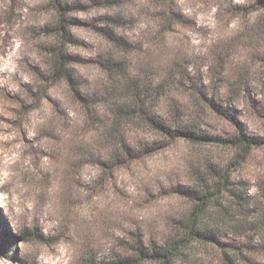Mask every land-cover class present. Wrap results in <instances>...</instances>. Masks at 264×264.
I'll return each mask as SVG.
<instances>
[{
  "label": "rangeland",
  "instance_id": "374dc122",
  "mask_svg": "<svg viewBox=\"0 0 264 264\" xmlns=\"http://www.w3.org/2000/svg\"><path fill=\"white\" fill-rule=\"evenodd\" d=\"M57 4L65 8L71 77L90 102L100 100L106 80V30L131 45L118 58L132 72L160 80L174 65L161 106L177 101L209 135L234 137L240 124L264 140V7L256 0H0V231L16 237L0 248V264H83L90 254H109L130 232L160 238L187 207L182 189L190 167L201 156L229 167L238 151L170 143L133 128L132 142L157 145L102 168L107 150L98 120L88 119L68 79L50 74V49L62 44ZM230 168L255 196L264 144ZM254 245L253 264H264V239Z\"/></svg>",
  "mask_w": 264,
  "mask_h": 264
},
{
  "label": "trees",
  "instance_id": "16d2710c",
  "mask_svg": "<svg viewBox=\"0 0 264 264\" xmlns=\"http://www.w3.org/2000/svg\"><path fill=\"white\" fill-rule=\"evenodd\" d=\"M256 4L264 7V0H256ZM64 9L57 4L56 29L62 44L50 49V74L54 81L68 79L83 102L88 119L98 120L97 135L104 139L107 150L106 160L98 163L102 168L115 167L120 157L136 155L135 150L149 153L152 145H157V142H132L127 132L133 128L159 135L170 143L182 139L198 145L233 146L238 151L230 166L239 165L254 147L264 144L263 138L246 135L240 124L231 138L206 134L198 129L203 123L198 115H185L177 101L161 106L170 92L174 65L167 66L160 80L146 77L141 71L132 72L118 58L119 53L131 51V45L106 30L103 32L112 50L100 57L106 74L100 100L90 102L89 94L81 96L85 88L80 84L75 88L68 67L73 58L63 50V41L68 36ZM99 107L104 109L101 116L97 115ZM230 166L219 167L201 156L190 167L189 184L182 189L187 207L170 217L166 234L145 238L139 230L130 232L128 238L117 240L109 254H90L83 264H253L250 255L255 251L254 243L264 239V176L257 184L256 195L251 196L246 181L233 179ZM0 217L3 218L1 213ZM0 232V248L7 249L16 237L7 230ZM226 236L247 240L232 244L222 240Z\"/></svg>",
  "mask_w": 264,
  "mask_h": 264
}]
</instances>
